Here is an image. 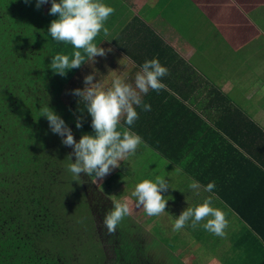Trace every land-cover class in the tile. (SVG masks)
Masks as SVG:
<instances>
[{
    "label": "crops",
    "instance_id": "obj_1",
    "mask_svg": "<svg viewBox=\"0 0 264 264\" xmlns=\"http://www.w3.org/2000/svg\"><path fill=\"white\" fill-rule=\"evenodd\" d=\"M189 1L202 12L208 24L198 20L196 11L193 6H188L186 0H104L115 11L106 23L109 35L105 37L101 32L95 43L112 51L105 57H96L94 63L86 60L81 68L67 72L72 75V87L69 88L72 92L84 87L83 78L89 74H95L94 83L99 80L105 86H110L114 75L133 82L138 67L121 60L125 56L130 57L136 66L156 58L169 70L168 75L162 78L166 89L159 93L150 90L143 96L144 103L150 104L151 110L136 109L139 119L132 130L142 137L144 143L135 154L122 161L104 182L100 181L98 185L97 181L95 189L105 198L106 207L111 209V196L131 199V194L124 192L126 183L131 192L140 180H154L157 176L140 172L136 162H141L144 168L148 162L153 168V159H165L168 174L164 177L168 183H176L173 191L169 184L167 192L162 193L168 199L166 209L171 220L188 206L201 203L190 198L189 187L180 190L183 184L190 179L196 180L202 186L199 190L205 192L206 182L215 181L219 189L226 190L227 198L233 205L220 200L215 191L205 192L219 199L216 206L223 204L232 213L233 217L227 219L224 237L211 234L202 226L193 229L188 222L179 231V236H173L176 232L172 226L166 228L159 242L148 231V216L142 208L136 209L133 204L129 216V243L130 247H136V252H133L135 257H131V264H264V149L260 148L264 137L250 135L242 143L232 140L229 133L237 132L242 118L232 113L234 111L220 114L216 109L220 99H208L204 90L207 83H214L236 106L234 101H249L251 95L259 94L264 101V0H202L203 7L198 6L196 0ZM195 27L203 32L209 30L207 36L203 32L201 34V39L205 37L204 44L187 33ZM243 28L244 33L238 34L237 31ZM249 29L255 35L250 40L247 36ZM72 51L69 47L64 54L70 55ZM248 52L252 56H246ZM206 60L213 64L221 83L204 68L208 67ZM224 70L226 74H222ZM248 82H252L254 88L247 89ZM241 111L264 130V124L259 120L264 116V107L259 110L260 113L254 112L253 115L246 109ZM80 113L79 116L74 114V122H70L77 141L79 129L75 125L78 118L87 121L91 129L90 116ZM158 131H172L173 134L184 131L186 134L185 138H179L178 151L170 150L169 153L170 159L173 156L179 158L178 163L157 149H166L164 144L157 143V151L151 148L149 139H155L153 135ZM89 134H92V129ZM190 146L191 151H188ZM209 159L214 161L212 166L217 173L211 172L206 180L209 173L202 166ZM175 173L179 174V178ZM109 179L114 182L112 186L105 183ZM104 185L113 192L103 190ZM172 192L180 196V200H171ZM140 214L146 223L141 224L135 219ZM120 246L126 244L120 243ZM148 247H157L158 251L147 252ZM139 249L142 251L139 252ZM248 257L253 260L244 263Z\"/></svg>",
    "mask_w": 264,
    "mask_h": 264
},
{
    "label": "trees",
    "instance_id": "obj_2",
    "mask_svg": "<svg viewBox=\"0 0 264 264\" xmlns=\"http://www.w3.org/2000/svg\"><path fill=\"white\" fill-rule=\"evenodd\" d=\"M50 7L49 2L37 9L36 0L28 4L0 0V264H94L96 253L104 252L97 243L88 247L94 231L88 223L98 225L99 230L96 211L99 206L105 208L106 200L95 189L92 177L81 173L77 179L68 171L72 148L58 143L62 138L51 132L40 112L47 104L71 130L74 114L87 113L79 97L73 95L64 103L71 97L72 75L61 77L49 68L52 57L71 47L48 35L50 22L57 18L49 15ZM204 90L208 99H220L216 105L220 114L234 111L242 118L237 132L229 133L232 140L242 143L250 135L264 137V130L219 86L207 83ZM82 122L79 139L91 131L87 121ZM173 133L156 132V138L149 139L151 148L157 151V143L164 144L166 149H157L169 158L170 150L178 151L180 136L186 137L184 131ZM260 148L264 149V144ZM170 160L178 163L179 158ZM213 162L209 159L202 166L209 173L206 180L211 172L217 173ZM105 183L112 186L114 182L109 179ZM214 191L220 200L231 204L225 189L215 185ZM87 253L96 256L90 259L93 262L82 259ZM248 260L253 258H245L244 263H250Z\"/></svg>",
    "mask_w": 264,
    "mask_h": 264
},
{
    "label": "clouds",
    "instance_id": "obj_3",
    "mask_svg": "<svg viewBox=\"0 0 264 264\" xmlns=\"http://www.w3.org/2000/svg\"><path fill=\"white\" fill-rule=\"evenodd\" d=\"M49 2V15L57 18L50 22L48 35L53 41L70 45L73 49L70 55L58 53L52 57L49 68L54 74L65 77L69 70L81 68L86 60L94 63L96 57H105L112 51L98 46L95 40L101 32L105 37L109 35L106 23L114 14L113 7L104 0H36V8ZM24 3H30V0H24ZM121 60L138 67L133 82H128L126 77L114 75L110 86H105L99 80L94 83L95 74H89L83 78L84 87L71 92V95L85 103L86 112L91 118L92 134H82L77 141L71 128L53 109L47 104L40 109L51 132L62 138L63 146L72 148L67 157L70 161L68 171L77 179H80L81 173L92 177L93 184L98 180L102 182L144 143L142 137L132 130L139 119L136 109L139 107L143 111H150L151 105L144 103L143 96L150 90L159 93L166 89L162 78L168 75L169 70L158 59L145 60L139 66L128 56ZM75 126L77 129L82 128L80 118ZM73 157L75 162L72 161ZM188 187L199 194L198 190L202 186L198 181L190 179ZM169 188L168 180L157 175L154 180L142 179L136 183L131 191V199L127 196L121 199L111 196L112 208L105 212L102 220L107 234L116 233L118 225L131 215L133 204L136 209L142 208L149 217L165 214L168 199L162 193ZM214 189L215 181L204 186L205 192L212 193ZM213 199L210 195L201 203L188 206L176 217L172 230L179 232L191 221L193 229L202 226L207 232L224 237L228 220L221 208L213 206Z\"/></svg>",
    "mask_w": 264,
    "mask_h": 264
},
{
    "label": "rangeland",
    "instance_id": "obj_4",
    "mask_svg": "<svg viewBox=\"0 0 264 264\" xmlns=\"http://www.w3.org/2000/svg\"><path fill=\"white\" fill-rule=\"evenodd\" d=\"M195 1V0H194ZM188 6L191 5V7L194 5L192 4V2H190L189 0H186ZM198 6L202 5V0H196ZM194 10L196 11V16L198 17V20L208 24L207 19L205 18V16L202 14V12H199L197 9L194 8ZM203 10V9H202ZM204 11V10H203ZM233 22H235L233 20ZM244 28L240 29L239 31H237L238 34L242 35L244 33ZM202 29L195 27L193 28V31H187V33L189 35H192L195 40L197 42H200L202 44H204L205 42V37L203 39L202 38ZM209 34V30H204L203 35L207 36ZM212 34H214V32H212ZM248 36V40H250L251 38H253V36H255L253 34L252 29H249V34ZM241 40V39H240ZM262 41H264V39H262ZM238 42V41H237ZM246 56H252V53H249ZM205 64L208 65V67H204L205 69L209 70L215 77L216 79L221 83V77L217 74H215V68L213 66V64L210 63V61H205ZM222 74H226V71L224 70L222 72ZM246 88L251 89L254 88L252 85V82H248ZM261 88V86H260ZM62 100L65 99V97L63 96L61 98ZM249 101H245V102H239V101H234L241 109H246L247 112L249 114H252L254 112H258L260 113V109L264 107V101L263 99L260 97L259 94L257 95H251L249 97ZM72 99L67 96L66 99L64 100L65 104H68ZM259 120L262 122V124H264V116L260 117ZM58 143H61V140L58 141ZM153 161H155V165L152 168V166L149 165L148 162L145 163V168L142 166L141 162H136L135 166L139 169L140 172H144L146 174H152V175H162V176H166L168 174V169L166 167H168V162L165 159H153ZM177 178H179V174L175 173ZM108 176H106L103 180V182L107 179ZM99 180H98V185H99ZM170 187L173 191L174 186H176V183H174V181L169 182ZM189 185V181H187L186 184H183V187H180V190L183 191L184 188L187 189ZM103 190H108V187H106L105 185L102 187ZM199 194H197L196 190H192L189 188L188 193L191 199L202 202L206 197L210 196V194L202 192L201 190H198ZM109 192H113V191H109ZM124 192L127 195H130L131 192L129 191V186L126 183L124 185ZM84 194V193H83ZM91 194V193H90ZM87 196V195H86ZM171 200H180V196H175L174 193L172 192L171 196H170ZM214 198V197H213ZM219 202V199L217 200L216 198L213 199V206L215 207H219L221 208L224 213L226 214V218L229 220L231 219L232 213L230 211H228L226 208H224L225 206L223 205H217L216 204ZM221 203V202H220ZM85 206V203H83V208ZM168 206V205H167ZM112 208V207H111ZM109 210L106 206L105 208L99 206L97 211H96V217L98 219V224H100V228L99 230L97 229L98 225H93L91 222L88 223V228L89 230H94L93 231V237L90 236L89 241H88V247L91 246V242L92 243H97V245H100L101 247H104V252L103 250H100L98 253H96L97 256V261H94V264H131V257H135L133 255V252H136V247H130V243H129V239H130V235H131V230H130V223L131 221L129 220V216L126 217L120 225H118L116 233L114 235H108L107 234V230L103 227L102 224V220L104 217L105 212ZM165 214L158 216V217H149L147 218L148 221V231L150 232V234L152 236H154V238H156L159 242H161V238L163 237V233L166 230V228L172 226L173 222L175 219H171L170 220V216L167 215V209H165ZM143 212V211H142ZM173 214V213H172ZM174 215V214H173ZM91 217V215H90ZM136 220L140 221L141 224L146 223V220H144V218L142 217V215L140 214L138 219L135 218ZM191 222V221H189ZM93 225V226H92ZM92 227V228H91ZM86 234V231H84ZM173 236H179V232H176L173 234ZM85 241V238H84ZM83 241V242H84ZM120 243H125L126 246H120ZM117 244V245H115ZM82 248H86L85 244L81 245ZM98 250V247H97ZM142 250L139 249V252H141ZM147 252H152L155 253L157 252V247H148V249L146 250ZM87 257H83L82 259L86 260V263L89 262H93L92 260H90L94 256H91L87 253L86 255ZM117 257H121V260H117ZM102 260H104L102 262Z\"/></svg>",
    "mask_w": 264,
    "mask_h": 264
}]
</instances>
